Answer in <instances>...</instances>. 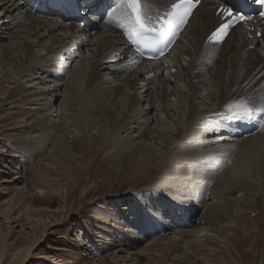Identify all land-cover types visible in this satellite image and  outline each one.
Masks as SVG:
<instances>
[{"label": "bare ground", "instance_id": "bare-ground-1", "mask_svg": "<svg viewBox=\"0 0 264 264\" xmlns=\"http://www.w3.org/2000/svg\"><path fill=\"white\" fill-rule=\"evenodd\" d=\"M172 1L146 0L150 15L153 18L160 15L161 10H166ZM222 4H226V0H202L168 53L158 60H146L132 49L131 40L117 24L120 19V1L114 7L118 9L117 13L98 21L93 33L84 18H90L91 21L95 18L90 16V7L82 0H0V40L7 37L6 43L0 41V66L7 71L5 81L10 85L8 98L19 99L26 106L24 109H28L24 110L27 119L18 122V127H30L39 131L40 140L46 136L49 138L52 134L57 138L54 144H66L67 135L62 131L70 127L67 104L72 92L78 87L77 83L84 80L85 96H92L95 102L90 107V112L99 120L106 117L112 128L110 140L113 144H129L126 148L121 147L123 150L127 149L131 158L141 157L144 151L149 154L144 159L156 157L158 151L163 154L159 157L161 163H166L164 166L167 167L161 173L167 179L164 186L167 192L160 194L159 199L167 204V217L175 214L176 222L185 224L191 220L189 214L194 211L190 207L194 202L200 203L201 198L204 202L200 204L205 203L204 207L207 206L210 213L219 211L220 215L224 212L232 215L233 210L226 204L224 207L221 205L229 202L226 195L228 189L232 188L229 184L227 189L229 181L224 179L231 178V174L233 179L239 178L243 164L239 158L243 153L242 149L247 145V140L252 141V144L255 139H264V126H260L256 135L251 137L250 133L259 126V119L238 120L228 117L230 112L226 106L233 99L243 97L245 91L249 92L246 89L248 79L246 81L245 77L251 72L247 71L252 65L264 62V22L258 20L248 23L247 26H237L221 44H209L206 37L220 22V15L215 10ZM58 5L69 10L70 16L65 15L59 8L54 10ZM54 11L58 12L54 15L57 16L56 19L42 16ZM252 27L254 29L250 30ZM257 32H261L260 37H257ZM208 50L216 52L211 66L205 63ZM77 56L79 58L75 60ZM74 60L75 63L69 71L63 73L67 63ZM58 65L61 68L56 70ZM119 68L126 71L117 75ZM251 70L254 71V67ZM37 72L41 75L32 77ZM66 73L68 80L58 79ZM111 74L109 81L106 75ZM32 80L39 86L27 84ZM213 81L216 87L211 84ZM249 87L253 89L252 86ZM60 95L62 99L58 103V113L54 114L53 107ZM179 97L186 102L183 121L181 118L179 120L181 113L178 111L181 107L176 105L175 98ZM56 114L63 117L62 130L60 123L53 119ZM31 116L33 118L28 120ZM204 128L207 129L204 135L210 132L212 136L198 138ZM121 132L125 133L123 137L115 140V134ZM237 142H244L246 145L237 146L239 149L236 150ZM178 144H185L190 148L194 146L199 152L192 154L194 158L186 155L177 162L183 154H178L181 152V149H176ZM29 151L32 154L40 150L32 148ZM232 153L234 155L228 167L215 175L214 168H222L228 160L225 158ZM220 175L225 176L220 179ZM261 176L264 181V172H261ZM214 177V185L210 188L208 185ZM212 197L216 200L205 202V199ZM177 207L182 210L180 215ZM159 214L160 211L154 214L155 218L152 219V227L149 229L155 228ZM163 219L165 221L157 223L154 230L165 228L169 219ZM194 221L197 222L194 229L183 230L176 227L175 234H164L145 248L152 249L157 240L167 239L163 241L164 248L170 255L173 253L172 256L177 260L176 253L179 254L181 247L188 244H179L182 238L185 241L189 237L194 242L203 240L199 235L206 229L199 230V218ZM210 222L212 223L211 220ZM222 227L219 225V231H226Z\"/></svg>", "mask_w": 264, "mask_h": 264}, {"label": "rangeland", "instance_id": "rangeland-1", "mask_svg": "<svg viewBox=\"0 0 264 264\" xmlns=\"http://www.w3.org/2000/svg\"><path fill=\"white\" fill-rule=\"evenodd\" d=\"M54 12L42 16L56 19L57 16L54 15L57 12ZM1 42L6 43L7 37ZM214 55L216 56L215 51H207V66L212 65ZM78 58L79 56L75 60ZM75 60L67 63L63 73L69 71ZM252 66L254 71L251 70ZM252 66L247 71L251 73L245 77L246 81L248 79L246 89L249 92L245 91L243 97L235 99L238 101L244 98L248 102L252 99L251 102L254 103L250 104L258 106L264 103V62ZM1 67L0 264H264V181L261 176V172H264V139H255L252 144V141L247 140L248 146L246 141L236 143V147L246 145L243 147L246 150L242 149L243 153L239 156L241 164L243 163L241 174L239 173L238 179H233L232 174V179H224L229 181L227 189L229 184L232 188L228 189L226 195L229 202L221 203L223 207L226 204L233 210L232 215L228 212L220 215L219 211L210 213L211 210L204 207L205 203L200 204L204 202L201 198L200 203L194 202L190 207L194 209L189 214L191 220L180 224L176 222L175 214L167 217V204L159 199L160 194L167 192L164 190L167 179L161 174L167 168L164 166L166 163L163 164L160 160L163 154L158 151L156 157L144 159L149 155L144 151L141 157L131 158L127 149L123 150L129 144H113L110 140L112 128L106 117L99 120L90 112V107L95 102L92 96L86 98L84 80L77 83L76 92H72L74 95L72 94L67 104L70 127L62 131L67 135L66 144L56 145L54 141L57 138L52 134L49 138L46 136L40 140L39 131L30 127H18V122L27 119L24 110L28 109H24L26 106L19 99L8 98L10 85L5 81L7 71L5 67ZM60 68V65L55 67L56 70ZM119 70L117 75L126 71L121 68ZM38 74L41 75L37 72L32 77ZM67 75L62 74L60 76L63 77L56 78L68 80ZM106 76L110 81L112 74ZM213 82L211 84L216 87L215 81ZM34 83V80L27 82L28 85L39 86ZM61 99L60 95L55 102L54 114L58 113ZM175 99L176 105L181 107H178L181 121L185 115L186 102L181 97ZM233 100L230 104L236 101ZM230 114L228 117H232ZM32 118L28 117V120ZM257 118L259 126L250 133L251 137L256 135L264 120L261 117L255 119ZM53 119L60 123L61 130L64 129L63 117L56 114ZM206 130L201 129L198 138L211 137L210 132L211 135H204ZM124 134L116 133L115 140H119ZM177 146V150L181 149L177 153H183L177 162L186 155L192 156L199 152L194 146ZM236 147V150L239 149ZM32 148L40 151L30 154L29 150ZM233 155L234 153L230 158L224 156L228 160L222 168H214L215 175L228 167ZM167 158L170 162V155ZM225 175H220V179ZM214 181L215 177L208 187L211 188ZM214 199H205V202L210 203L216 200ZM177 209V214L180 215L182 210ZM157 211L161 212L157 215V223L165 221L163 218L169 219V223H165L164 229L154 230L157 223L155 228L149 229ZM198 218L199 230L206 229L199 235L203 240L194 242L189 240L192 238L188 237L185 241L182 238L179 244H188L181 247L179 254L176 253L177 260L172 256L173 253L170 255L164 248L163 241L167 239L157 240L152 249L145 248L164 234H175L176 227L183 230L194 229L197 226L194 220ZM219 225L226 228V231L223 229L220 232ZM127 228L132 231H127Z\"/></svg>", "mask_w": 264, "mask_h": 264}, {"label": "snow or ice", "instance_id": "snow-or-ice-1", "mask_svg": "<svg viewBox=\"0 0 264 264\" xmlns=\"http://www.w3.org/2000/svg\"><path fill=\"white\" fill-rule=\"evenodd\" d=\"M246 0H242V3ZM254 3L264 5V0H253ZM195 7V0H173L170 7L163 15L153 18L150 15V8L146 0H120V19L117 21L119 27L124 29L129 39L145 46H153L161 43L165 48L179 33L182 27L187 23L192 9ZM117 8H112L108 15L111 17L116 14ZM227 17H230L227 23L221 24L209 37V42H221L227 35V30L236 21L244 20V15L233 14L231 8L223 10ZM264 17V12H261ZM153 34L152 37L146 34ZM163 50L161 51V55ZM234 119L252 120L256 117L264 118V103L258 106L251 105L247 100L241 99L234 101L226 106ZM264 126V120H262Z\"/></svg>", "mask_w": 264, "mask_h": 264}]
</instances>
